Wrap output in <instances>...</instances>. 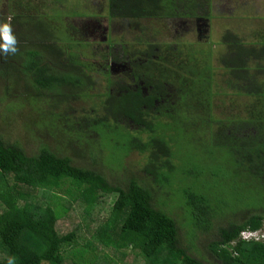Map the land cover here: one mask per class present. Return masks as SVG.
Segmentation results:
<instances>
[{
  "label": "trees",
  "instance_id": "trees-1",
  "mask_svg": "<svg viewBox=\"0 0 264 264\" xmlns=\"http://www.w3.org/2000/svg\"><path fill=\"white\" fill-rule=\"evenodd\" d=\"M146 1H107L109 24L122 27L128 19V26L140 29L160 6ZM17 4L10 9L12 25L20 26L13 32L17 51L0 55V117L5 124L0 125V264H7L9 256L15 264H93L95 255H87L90 242L78 239L83 225L64 230L63 219L75 211L93 222L100 203L113 193L117 198L111 212L98 226L91 224L88 235L96 237L99 249L113 248L122 260L140 255L145 264H264V239L243 237L248 231L264 233V44L229 35L226 54L209 53L215 60L211 78L209 70L202 71L206 58L203 64L190 58L197 59V47L159 43L151 34L145 48L138 46V37L133 41L137 46L130 48L125 33L123 39L109 35L105 49L93 40L83 43L86 38L70 23L61 30L66 42L41 22L36 23L42 32L31 35L22 24L28 20L14 13ZM6 21L0 14V22ZM67 43L91 46L96 60L84 59ZM110 53L124 64L132 54L135 60L131 56L127 65L138 80L126 77V71L112 72ZM28 98L46 106L41 110L45 120L20 104ZM87 98H92L90 104ZM16 120L28 133L40 132L33 136L38 137L35 149L18 137L10 140ZM193 130L203 132L204 144L195 152L192 144L185 146L186 154L193 150L181 168L182 175L193 178L178 187L189 214L186 245L179 221L159 206L157 196L174 189L177 131L187 135ZM103 137L114 147L104 146ZM104 148H113V156L116 148L124 156L135 149L146 154L145 177L127 175L120 184L105 175L103 166L87 165L97 152L102 165ZM112 153L108 150L105 160L113 166ZM203 176L210 179L208 186L199 184ZM215 189L223 196L213 197ZM51 197L61 202L54 207ZM231 198L242 199L243 207ZM223 218L224 224L214 225ZM199 233L208 239L197 257L190 245H197Z\"/></svg>",
  "mask_w": 264,
  "mask_h": 264
},
{
  "label": "crops",
  "instance_id": "crops-1",
  "mask_svg": "<svg viewBox=\"0 0 264 264\" xmlns=\"http://www.w3.org/2000/svg\"><path fill=\"white\" fill-rule=\"evenodd\" d=\"M107 1L109 0H30L26 3L31 4L32 7H25L27 10L24 7H19L14 13L20 15L22 20H28V23L22 24L27 26L25 28L28 29L29 34L41 33L42 30L38 29L39 25L36 23L41 22L44 23L47 30H56L58 37L61 40H66L67 36L61 30H64L69 19L74 20L73 18L81 20L80 22L97 19L109 29L113 25L120 27L117 22L112 25L109 24L108 16H106L108 15L105 4ZM152 1L159 3L160 6L155 8V13L151 14L150 18L142 20L140 29L137 30V27L128 26L131 20L126 19L123 26L120 27V32L116 31L114 34L109 31L106 38L109 35L124 37L126 33L124 40L129 41L139 34L140 45L138 44V46L145 48L147 35L154 34L157 36L155 41L159 43L165 40L166 42L189 44L190 47H197L198 49L207 46L209 49H213L211 51L217 50L219 55L226 54L228 48L224 44V40L231 34L248 44H264V0H147L146 4ZM170 1H172V6L168 8L166 5ZM17 2L24 5L22 0H0V8L8 11L9 14L11 5ZM70 4H76L75 9L79 6H87L88 12L67 15L66 9ZM169 9L172 12L167 14ZM5 14L1 15L4 17L7 15ZM14 15L10 13V18L6 17V22H10L12 31L16 32L20 26L12 25ZM104 16L102 21L101 18ZM64 17H66L65 21ZM124 28H128V30L124 31ZM78 32L80 37L93 40L90 36L88 38L84 36L81 31ZM61 34L63 37H60ZM144 38L143 46L142 40ZM107 40L105 39L104 42ZM95 41L93 40V42ZM212 41L216 42L217 45L210 47ZM189 46L187 45V47ZM185 47L181 46V48Z\"/></svg>",
  "mask_w": 264,
  "mask_h": 264
},
{
  "label": "rangeland",
  "instance_id": "rangeland-1",
  "mask_svg": "<svg viewBox=\"0 0 264 264\" xmlns=\"http://www.w3.org/2000/svg\"><path fill=\"white\" fill-rule=\"evenodd\" d=\"M27 1H30V0H22L24 5L21 3L17 4L16 9L19 7H22V8L23 7L24 8L25 7H32L31 4L26 3ZM76 4H78V3H76ZM76 4H74V5L70 4V6L67 7V9H66L68 12L67 15L68 14L76 15V14H81L82 12L83 13L88 12L87 6L86 7L79 6L77 9H75ZM5 9H7V8H5ZM33 10L35 11L34 8H33ZM171 12H172V10L169 9V12H167V14H169ZM4 13L7 14V15L5 14L6 16H4V17H7L9 19L11 12L8 14V11L3 10V8H0V14H4ZM74 17H76V16H74ZM73 19L74 20L69 19V23L72 25L75 22V25L78 26L77 23H79L81 20L76 19V18H73ZM65 20H66V17H64V21ZM112 32L114 34L116 33L115 30H113ZM106 35L107 34H105V39L107 40L108 36L106 38ZM60 37H63L62 34ZM119 37L121 39H123L121 36H119ZM147 37L150 40V38L152 36L150 34H148ZM82 39H84V38H82ZM121 39H117V40H121ZM84 40H86L87 42L84 41L83 43H89V44L92 43V42H88L91 40H88V39H84ZM62 41L66 42L67 40H62ZM133 41H135V40L134 39L130 40V43H129L130 48L137 46V43H134ZM98 42L101 43L102 41L96 40L94 42L96 47L99 46L101 48L104 47L106 49V46L108 45L106 42H104L103 44L102 43L99 44ZM167 44L172 45L174 43L169 42ZM197 44H199V43H197ZM67 45H71L73 48L77 49V51L79 50L78 52L81 51L84 59L89 57L90 60H94V61L96 60L95 56L91 55V50H92L91 46H89V45L85 46L84 44L74 45V44H69V43H67ZM216 45H217V43L214 41H212L210 43V47H212V46L214 47ZM196 49L193 51L194 52L193 55L197 59H194L193 56H191L190 58L192 60H199L200 64H203L205 62V58H206V62L208 63V65L205 68L204 67L202 68L203 73H206L205 69L208 71L211 68V66H214V65H212V63L215 62V60L213 59V56L210 55L211 50H213V49H209L207 46L200 48L203 50H200V49L196 50ZM216 51L217 50H214V52H216ZM191 55H192V53H191ZM201 56L203 59H200ZM208 72H209L208 73L209 76H211V78H213V76L211 75L212 73H210V70ZM213 75H215V73ZM102 82L104 85L106 84V81L102 80ZM100 91L103 92L104 90H100ZM86 100L88 101L86 103L90 104L91 103L90 101H92V98H87ZM93 100H96V98H93ZM97 100H98V98H97ZM20 104L21 105L23 104L24 107L27 106L29 115L36 116L37 118H43V120H45V111L41 112V110L46 107L45 105L33 104V101L30 98L23 100V103H20ZM3 105H4V102H3ZM5 106H6V104H5ZM86 107H89V106H86ZM29 109H31L32 112H30ZM38 114H40V115H38ZM12 116L16 117V115H12ZM165 119L166 118H160L159 120L164 121ZM153 121L157 122L158 119L153 118ZM14 123H16V124L10 125L12 127V131H13V133H11V135H10V140L13 141L14 138L18 137L22 143L23 142L25 143L24 146H26L27 148H30V149L31 148L35 149L37 147V142H38V139H36V138H38V137H33V136H36V133L40 134V132H37V130L35 129L36 132H31V134H30L24 128L21 120H16ZM0 125L2 127L5 126L1 117H0ZM8 128L10 129V127H8ZM163 130H164V128L158 127L157 132L161 133V132H163ZM169 131L170 130L168 129L165 131V133H168ZM190 133H191V131H190ZM192 133L185 135L186 133H183L182 131H177V139H175V142H174V144H176V147H177V149H176L177 152L175 151V157H173V160H172V163L175 164L176 167L178 166V169L174 173V175H176V176H174V178H176V179L171 184V185H173L174 189L163 190L164 192L160 196H157V203L159 204V206L161 208L165 209L171 216H173L177 221H179V223H180L179 226H180L182 234L185 237L184 243L186 245H188L186 243L188 241L187 231H188V229H190V226L187 223L189 214H188V210L185 206V201H184L178 187L184 183H188V182L192 183L193 178L190 179L188 175L187 176L182 175L181 168L187 166V163H188V155L187 154L193 150V149L189 150L188 153L186 154L185 153V151H186L185 146L189 147L192 144V147L194 148V152H195L197 149L200 150L199 146H203V144H204L203 139H202V136L204 135L203 132H201V133L198 131L194 132V130H193ZM29 134L31 135V137ZM149 134L150 133L144 132L143 136L146 137ZM183 135H185V136H183ZM181 136H183V137H181ZM103 145L104 146H107V145L112 146V143L106 137H103ZM112 147H114V146H112ZM107 149L109 150L110 153H112V150H113V148H111V149L104 148L103 149L104 151L102 152V154H103L104 163L102 165H101V159H100L101 153H99V152H97L96 158L93 157L95 159V160H93L94 163H92L91 162L92 160L89 159L86 161L87 165L89 164V166L95 167V168L103 166L104 168L102 170L105 173V175H107L110 178V180H113L114 178H116L119 181L118 183H120V184H124L123 180L127 175L133 174L134 176H137L141 179H143L142 177H145L143 168H144V165H145L146 160H147L146 154L135 149L132 152H129L126 156H124L122 154V152L118 151L119 149L116 148V149H114L116 151L115 156H113V153H112V159H113V166H112L108 163V161L106 162V160H105L107 157V154H108ZM174 150H175V147H174ZM122 158H123V161H122ZM121 163H122V165H121ZM111 176H113V177L111 178ZM179 177H183L184 181H181ZM208 181H210V179L207 178L206 176H203L200 179L199 184H203V185L207 184V186H208ZM152 185L154 187L157 186L154 183H152ZM64 187H67V184H65ZM53 193L51 194V196L53 195ZM36 194L42 198V194H40V193H36ZM55 194L59 195L60 193L56 192ZM212 195H213V197H220V196H223V193L220 189L219 190L215 189V190H212ZM116 198H117V194L113 193V194L107 196L104 199V201L102 203H100V205L97 209L98 216L94 217L93 222L89 221L88 220L89 218H87V217H82L80 214H76L75 211L72 213L71 216H69V215L65 216L63 220L66 223L63 225V229L64 230H66V229L67 230H73V229L78 228L81 224L83 225L81 230L78 231V239L81 243H86L87 241L90 242L91 247L88 248L89 252L87 253V255L88 256L91 255V257L93 255H95V258L92 259L94 261L93 264H145L144 259L142 257H140V255L139 256L136 255L132 261H129V260L125 261V260H122L116 254V252L113 248L105 247L103 249H99L100 243L96 239V237H94L92 235H88L89 234V228H90L91 224L98 226L102 221H104L106 219L105 217L108 216L109 213L111 212V206L114 204ZM42 199L44 201H48L45 198H42ZM50 199L52 200V205L54 207L61 202V199H57V197H54V198L51 197ZM232 200H233V203H236L237 205H240L241 207H243V200L242 199H240V202H236L234 199H232ZM244 207H246V206H244ZM226 208H227V206L221 207V209H224V210H226ZM229 209H233V208H229ZM217 223L218 224H221V223L224 224L225 218L221 219L220 221L218 220V222L214 223V225H216ZM189 237L194 238L193 234H192V236L189 234ZM196 239H197V245H195V246L190 245V250L195 256L198 257L199 253L202 251V248L204 247L202 245V243L208 239V235H204V234L199 233ZM198 248H199V250H197ZM127 253H132V250H128Z\"/></svg>",
  "mask_w": 264,
  "mask_h": 264
},
{
  "label": "flooded vegetation",
  "instance_id": "flooded-vegetation-1",
  "mask_svg": "<svg viewBox=\"0 0 264 264\" xmlns=\"http://www.w3.org/2000/svg\"><path fill=\"white\" fill-rule=\"evenodd\" d=\"M77 25H75L77 27V30L73 28V31H81L83 33L84 36H86L87 38L90 36L91 39L93 40H97L99 39L100 41H102L101 43H104L105 40V34H107L109 31L112 32L113 30L120 32V28H116V27H111V29H109L107 26H105L102 22H100L99 20H93V21H87V22H79L77 23ZM136 37H140L139 34L136 35ZM133 38L134 40L137 38ZM99 44H101L100 42H98ZM104 48V47H103ZM106 49H109L108 46H106ZM113 54L110 53L109 56V66H110V70L112 72L115 71V73L123 71L126 73V77H128L129 79H131L132 81H137L138 79H136L134 76L130 75L131 71H132V67H130L129 65H127L129 62L133 61L130 59H134L135 58L129 54L128 56H126L128 58V60H126L125 64L121 63L117 60H114L112 58ZM132 56V58H131ZM144 82V81H143ZM142 81H139L138 83L142 84Z\"/></svg>",
  "mask_w": 264,
  "mask_h": 264
},
{
  "label": "clouds",
  "instance_id": "clouds-1",
  "mask_svg": "<svg viewBox=\"0 0 264 264\" xmlns=\"http://www.w3.org/2000/svg\"><path fill=\"white\" fill-rule=\"evenodd\" d=\"M17 51L16 36L10 22H0V55H11ZM7 264H15V258L9 256Z\"/></svg>",
  "mask_w": 264,
  "mask_h": 264
},
{
  "label": "built area",
  "instance_id": "built-area-1",
  "mask_svg": "<svg viewBox=\"0 0 264 264\" xmlns=\"http://www.w3.org/2000/svg\"><path fill=\"white\" fill-rule=\"evenodd\" d=\"M243 237L246 239L254 238L256 240H260V239H264V233H261L259 231H248L243 233Z\"/></svg>",
  "mask_w": 264,
  "mask_h": 264
}]
</instances>
